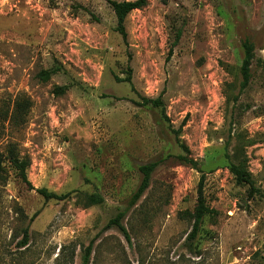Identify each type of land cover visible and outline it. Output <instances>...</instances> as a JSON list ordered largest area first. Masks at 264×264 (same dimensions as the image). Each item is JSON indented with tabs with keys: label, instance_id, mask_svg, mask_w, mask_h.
<instances>
[{
	"label": "rangeland",
	"instance_id": "obj_1",
	"mask_svg": "<svg viewBox=\"0 0 264 264\" xmlns=\"http://www.w3.org/2000/svg\"><path fill=\"white\" fill-rule=\"evenodd\" d=\"M116 26L107 0H0V264H84L93 239L87 264H264V200L248 197L226 157L235 144L228 92L240 93L245 40L264 58V0H148L127 15L126 40ZM129 65L135 90L115 77ZM50 68L57 71L40 78ZM250 85L240 100L252 107L236 128L256 139L244 151L264 190V68L256 61ZM160 94L169 120L135 103ZM180 142L198 169L177 158ZM13 144L29 157L35 188L71 194L45 201L29 188L5 159ZM151 161L159 163L150 185L130 206L139 167ZM201 170L216 212L192 242L181 213L194 209ZM92 193L103 201H90ZM120 211L130 240L104 229Z\"/></svg>",
	"mask_w": 264,
	"mask_h": 264
},
{
	"label": "trees",
	"instance_id": "obj_2",
	"mask_svg": "<svg viewBox=\"0 0 264 264\" xmlns=\"http://www.w3.org/2000/svg\"><path fill=\"white\" fill-rule=\"evenodd\" d=\"M107 1L112 6L115 15L117 17L116 30L122 35L123 39L126 40L127 32L125 28V19L127 15L134 9H140L146 6L148 0H122V1L107 0ZM180 37H181V29H178L176 31L175 38L172 42V47L170 48L169 55H171L173 51V47L178 43ZM254 61H256L262 68H264V58L256 57L254 44L247 39L244 42V58L240 67V73H241L240 93L233 94L231 92H228V101L231 103V110H232L231 123L233 124V126H231L230 129L231 130L233 129L234 131L231 137L235 141V144L232 152L229 151L226 152V157L229 163L228 165L229 170L233 174L236 183L241 185H247L248 197L249 198L260 197L264 200V190L256 185V180L253 174L251 173V171L249 170L248 159L244 151L245 147L253 144L256 141V139L253 137L244 136L243 133L240 130H238V128H236L237 125L241 123V116L244 114V112H246L252 107L251 103L240 100V94L242 93V91H246L247 88L251 86L250 84L252 83V78H253ZM56 71L57 68L41 69L39 72V76L43 80H47L49 79L50 75ZM126 71H127V76H125L124 78H120L117 75L115 77L119 81L128 82L132 90H135L132 81V68L130 65L128 66ZM65 90H66V86H57L55 88L56 92H65ZM135 103L140 106L151 105L152 107L160 108L164 117L167 120H169L166 114V108L162 94H160L157 97L140 96V99L135 100ZM21 110H22V105L19 104L18 107L15 109L16 112L15 111H14L15 113L12 112V117H16L20 115ZM173 131H175L178 134L180 132V128L173 129ZM230 140H228L226 144L227 150L230 145ZM180 146L184 150V153L177 155V158L180 160V162L184 164H188L198 169L199 162L191 156L189 147L183 142H180ZM5 159L8 160L11 166H13L17 170L18 174L21 176L22 180L28 185V187L31 189H35L40 195L44 197L45 201H48L50 199L63 200L71 194V192L57 193L55 191L49 190L47 187L35 188L27 176V168L30 165V159L27 156L24 157L20 156L19 152L16 149V145L13 144L8 148L7 153L5 154ZM158 163H159L158 161H151L142 164L139 167L140 171L142 172V179L138 188L131 196L129 203L130 206L136 204L137 201L143 196L145 191L148 189L151 182L152 173L156 169ZM205 177H206L205 173L202 171L197 188V192H198L197 202L194 206V209L193 210L186 209L181 213L183 217L189 218V220L192 221L191 230L187 235V239L192 242L199 235L205 217L207 215H213L216 212V210L211 208L206 201V196L204 193ZM89 199L95 204L101 203L103 201V197L98 193L90 194ZM125 212L126 211H120L116 216L111 218L105 224L104 229L116 226L124 233V235L128 238V240H130V234L126 226L122 222V219L125 216ZM39 213L40 210L35 211L32 214L30 221H33L38 216ZM29 231H30V227L28 225L24 228L23 238L20 241V244L23 247L27 246L29 243L30 240ZM93 244H94V239L89 242V244L86 246L84 250V255H83L84 264H87L89 261Z\"/></svg>",
	"mask_w": 264,
	"mask_h": 264
}]
</instances>
